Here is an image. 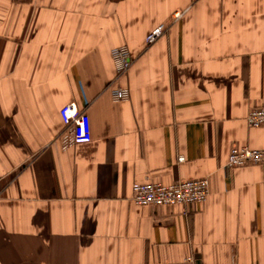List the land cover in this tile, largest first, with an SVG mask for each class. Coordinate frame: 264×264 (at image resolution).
<instances>
[{"label":"crops","instance_id":"crops-1","mask_svg":"<svg viewBox=\"0 0 264 264\" xmlns=\"http://www.w3.org/2000/svg\"><path fill=\"white\" fill-rule=\"evenodd\" d=\"M123 44L130 97L114 102ZM70 102L91 140L63 148ZM253 106L264 0H0V264H264V164L225 167L264 149ZM203 177V203L132 200L135 184Z\"/></svg>","mask_w":264,"mask_h":264},{"label":"built area","instance_id":"built-area-1","mask_svg":"<svg viewBox=\"0 0 264 264\" xmlns=\"http://www.w3.org/2000/svg\"><path fill=\"white\" fill-rule=\"evenodd\" d=\"M23 1V0H15ZM181 12L173 15V20H178ZM166 24L162 23L145 37L146 44L154 43L165 31ZM114 67V77L110 81L107 90L114 102L126 101L130 97L128 88L118 85L121 76L127 73L132 65L127 45H118L110 52ZM64 125V133L61 135L63 148L71 145L85 144L91 140L90 119L86 111L80 110L74 102L67 103L59 111ZM249 128H264V106H253L246 116ZM185 160L183 155L178 157L179 162ZM264 164V149H251L248 147H236L230 150L225 167L233 169L245 165ZM132 200L140 206H175L203 203L209 194V179L207 177L194 180H177L165 185L160 182H144L133 186ZM173 264V263H168ZM179 264H209L196 262L194 257L187 256ZM237 264V263H232Z\"/></svg>","mask_w":264,"mask_h":264}]
</instances>
